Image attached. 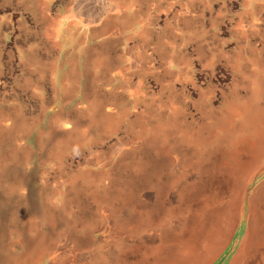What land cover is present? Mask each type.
Segmentation results:
<instances>
[{
	"label": "rangeland",
	"instance_id": "rangeland-1",
	"mask_svg": "<svg viewBox=\"0 0 264 264\" xmlns=\"http://www.w3.org/2000/svg\"><path fill=\"white\" fill-rule=\"evenodd\" d=\"M261 133L264 0H0V264H264Z\"/></svg>",
	"mask_w": 264,
	"mask_h": 264
},
{
	"label": "bare ground",
	"instance_id": "bare-ground-1",
	"mask_svg": "<svg viewBox=\"0 0 264 264\" xmlns=\"http://www.w3.org/2000/svg\"><path fill=\"white\" fill-rule=\"evenodd\" d=\"M255 137L254 144L258 147L259 145L264 146V133L258 134ZM247 185L248 184H246L243 177L239 178L237 184V194L241 195V193L245 191ZM235 220L236 218L234 216V211L232 209L228 210L225 220L222 222L223 225L220 227L219 225H215L208 228L207 230H199V237L195 241L193 238L191 239V236L189 235L184 236L182 239H184L183 244H185L184 246L186 250L183 253H176L173 255L174 257H172V259L164 260H161V258H159L157 255V261L159 260L162 262L161 264H202L204 261H207L213 256L218 257L219 251L224 247L226 248L228 244H231L230 242H232V232ZM222 227L225 229L224 232H221L220 230ZM177 241H181V239ZM172 244L175 243L173 242ZM260 250L262 251L261 255L262 259L264 260V248H260ZM237 261H241V258H239Z\"/></svg>",
	"mask_w": 264,
	"mask_h": 264
}]
</instances>
